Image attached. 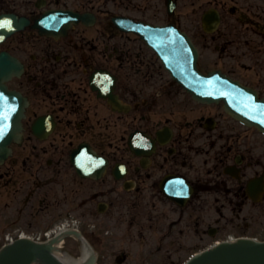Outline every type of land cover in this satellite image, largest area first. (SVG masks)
Segmentation results:
<instances>
[{
  "label": "flooded vegetation",
  "instance_id": "af4514ba",
  "mask_svg": "<svg viewBox=\"0 0 264 264\" xmlns=\"http://www.w3.org/2000/svg\"><path fill=\"white\" fill-rule=\"evenodd\" d=\"M76 1L79 2L76 6L90 8V12L99 8L97 12L101 15L96 16V23L102 24V31L88 38L84 31L74 29L64 39L56 40L41 37L26 28L15 33L5 48L23 64L24 74L18 86L26 87L28 95L35 99L29 101L24 120V134L28 136L24 146L27 159L35 151L39 152L47 156V167L41 165V171L53 169V172L60 173L61 166L66 163V154L74 145L86 141L107 159V169L101 182L106 177L112 179V165L116 163L124 165L126 182L136 185L139 195L144 193L147 185H152L158 197L160 182L166 175L185 178L194 188L189 206L197 215L195 231L199 239L207 240L204 234L208 233L209 212L212 210L217 216L213 221L216 233L226 228L231 231L252 230L256 226V217L264 216V198L263 206L257 208L245 191L248 180L264 169V151L259 150L255 130L242 128L231 121L217 120L214 129L209 131L203 115L190 122L184 118L177 119L175 112L171 111L170 117L164 120L172 130L169 145L156 146L146 166H143L142 160L129 152L127 141L134 131H141L153 139L160 127L150 112L157 99L146 90L154 82L155 74L148 69L144 78L137 80L138 84L130 79L142 73L143 59L140 52L129 49L122 34L121 41L117 42L114 33L108 32L111 29L108 6L113 0ZM119 1L127 9L135 8L143 14L160 10L166 13L168 1L177 6V0ZM239 1L208 0L207 9L214 8L218 12L221 27L229 15L255 13L256 3L248 2L237 9ZM71 4L68 0H0V13L31 18L44 9L65 8ZM40 6L43 8L39 9ZM174 18L173 13L167 15L168 22L178 24ZM225 23L223 39L232 43L236 27L232 28V21L228 19ZM260 34L264 43V31ZM74 39L80 44L72 48ZM96 69L110 72L116 69L115 93L119 106H124L126 112H114L112 104L98 98L90 89L88 77ZM129 71L134 74H129ZM171 99L175 104V97ZM40 115L52 116L55 125L52 134L37 145L33 144L31 127ZM54 157L57 158L55 166ZM12 181L7 171L0 168V189H14V201L18 188ZM26 194L23 208H18L20 211L27 208L33 194L30 185ZM104 195L105 192L101 196ZM21 202L19 200L17 204ZM182 221L183 215L177 224H182Z\"/></svg>",
  "mask_w": 264,
  "mask_h": 264
},
{
  "label": "rangeland",
  "instance_id": "374dc122",
  "mask_svg": "<svg viewBox=\"0 0 264 264\" xmlns=\"http://www.w3.org/2000/svg\"><path fill=\"white\" fill-rule=\"evenodd\" d=\"M204 1L179 0L176 12V17L181 21V26L196 35L198 40L201 39L200 21L198 20L200 13L196 11L199 9V4ZM256 1L262 5L260 1ZM110 7L112 10L114 9L112 4ZM203 48L200 49V59L204 63H216L218 61V65H221L224 61L222 55L206 49V44H203ZM147 53L148 58H155L150 51ZM156 62L159 66V62L157 60ZM160 80L164 85L171 82L163 70ZM176 91L180 96L187 98V95L177 85ZM207 110L211 112L220 111V109L213 108ZM74 177L75 174L71 169H68L58 177V180L51 181L46 178L40 191L41 194H49V201L46 200L44 203L47 208L42 210L43 215L32 218V225L21 227L28 233H35L45 226L55 225L67 216L78 219L81 222V231L87 245L81 240H66L68 251L74 259L81 257L82 249L86 248L87 252L97 256L96 264H119L116 263V258L119 256L124 259L121 264H183L192 254L212 245L213 240H221L227 235H234L225 232L222 233L223 236L219 235L214 239H209L207 243H200L195 240L193 232H186L183 237L187 243L186 246L180 245L181 242L176 241L175 237L170 242L166 237L164 241L162 238L164 235H168L167 226L170 220L177 216L167 203L161 201L156 209L148 214L147 207L143 206L147 210L146 212L143 210L140 200L133 197V193L124 194L122 199L118 197L117 200L115 199L116 194H113V207L107 210L105 214L99 215L95 209V203L98 200L91 201V196L95 191L108 188L109 184L95 185L88 181L75 180ZM49 202H57L59 206L51 205ZM85 202L86 205L82 206ZM144 202L145 200H143ZM13 216L10 215L9 219ZM16 227L12 222H4L0 216V235L7 233L8 230L13 231ZM174 235L177 234L174 233ZM262 235H264V231L258 234V236Z\"/></svg>",
  "mask_w": 264,
  "mask_h": 264
},
{
  "label": "water",
  "instance_id": "95a60500",
  "mask_svg": "<svg viewBox=\"0 0 264 264\" xmlns=\"http://www.w3.org/2000/svg\"><path fill=\"white\" fill-rule=\"evenodd\" d=\"M51 16L66 19H69V16L73 17L65 13H58L48 16L42 23L50 25L51 20L55 19ZM115 23L123 30L140 33L148 45L157 52L172 77L182 83L194 97L208 102L219 99H224L226 102L231 100L239 105L240 109L251 114L248 116L242 109L239 113L230 106L237 115L264 131V101H258L250 94H245L244 89L236 83H231L220 73L210 74L208 77L200 75L195 68L196 53L184 34L173 28L158 29L135 24L127 19H116ZM10 32L11 28H8L7 25H0V42ZM11 62L13 60L5 53L0 55V133H2L0 135V156L7 152V146L14 138V120L19 114V109L11 112V108H16V105L20 107L21 104L20 96L9 92L2 84V80L10 74ZM231 92L246 96L252 100L256 108L251 111L246 106L242 107L238 103H243L244 100L239 95L230 94ZM253 96L256 97L254 94ZM49 249V246L37 245L26 240L19 241L16 245L0 253V264H30L36 258H40L46 264H58L48 253ZM187 264H264V244L248 241L223 244L194 257Z\"/></svg>",
  "mask_w": 264,
  "mask_h": 264
},
{
  "label": "bare ground",
  "instance_id": "6f19581e",
  "mask_svg": "<svg viewBox=\"0 0 264 264\" xmlns=\"http://www.w3.org/2000/svg\"><path fill=\"white\" fill-rule=\"evenodd\" d=\"M86 253L87 251L83 249L82 255L78 260H72L71 258L68 257H62L59 258L58 260L60 261L61 264H90L94 259V257L86 255Z\"/></svg>",
  "mask_w": 264,
  "mask_h": 264
},
{
  "label": "snow or ice",
  "instance_id": "6c2138e0",
  "mask_svg": "<svg viewBox=\"0 0 264 264\" xmlns=\"http://www.w3.org/2000/svg\"><path fill=\"white\" fill-rule=\"evenodd\" d=\"M0 135H2V133H0Z\"/></svg>",
  "mask_w": 264,
  "mask_h": 264
}]
</instances>
